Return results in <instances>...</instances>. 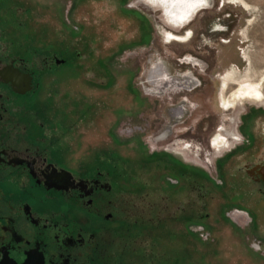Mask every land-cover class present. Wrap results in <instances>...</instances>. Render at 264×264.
<instances>
[{"label":"rangeland","instance_id":"1","mask_svg":"<svg viewBox=\"0 0 264 264\" xmlns=\"http://www.w3.org/2000/svg\"><path fill=\"white\" fill-rule=\"evenodd\" d=\"M199 8L183 29L151 0H0L2 42L68 59L45 71L34 103L66 165L122 169L147 229L132 240V264H264V185L243 170L264 161V103L222 100L223 87L225 98L249 83L264 93V0ZM166 29L192 33L168 40ZM158 61L188 75L180 94H147ZM223 124L240 140L219 150L211 141Z\"/></svg>","mask_w":264,"mask_h":264},{"label":"flooded vegetation","instance_id":"2","mask_svg":"<svg viewBox=\"0 0 264 264\" xmlns=\"http://www.w3.org/2000/svg\"><path fill=\"white\" fill-rule=\"evenodd\" d=\"M207 3L182 0L176 9L179 17L168 23L186 29ZM191 33L187 30L179 37L164 30L168 40L187 41ZM67 62L55 54L24 55L0 40V264H132V240L147 230L139 227L137 207L130 209L122 169L103 163L83 170L66 165L34 103L45 71ZM147 75L152 85L147 94L178 95L189 83L187 74L173 75L163 61L152 65ZM227 88H222L224 104L264 103V93L254 84H242L225 98ZM195 108L191 107V115ZM174 110L176 115L184 112L183 107ZM165 138L166 132L150 140L156 145ZM239 140V134L223 124L211 146L222 150ZM222 168L221 163L218 174ZM243 170L264 185V161H247ZM232 215L237 219L245 214L235 210Z\"/></svg>","mask_w":264,"mask_h":264},{"label":"bare ground","instance_id":"3","mask_svg":"<svg viewBox=\"0 0 264 264\" xmlns=\"http://www.w3.org/2000/svg\"><path fill=\"white\" fill-rule=\"evenodd\" d=\"M158 6L162 7L165 9L163 10V13L166 11L167 12V17L168 20H175L179 16L176 15V9L179 8L182 5V0H151ZM166 18V17H165Z\"/></svg>","mask_w":264,"mask_h":264}]
</instances>
